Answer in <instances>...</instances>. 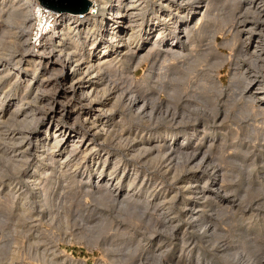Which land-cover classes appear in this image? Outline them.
<instances>
[{
    "label": "rangeland",
    "instance_id": "rangeland-1",
    "mask_svg": "<svg viewBox=\"0 0 264 264\" xmlns=\"http://www.w3.org/2000/svg\"><path fill=\"white\" fill-rule=\"evenodd\" d=\"M1 1H4L6 6L2 9L0 6V71L6 68L4 64H8L7 66L11 67L12 71H10L11 69L6 70V75L0 77V97L2 99H0L2 105L0 109V264H153L156 259H158V264H167L168 261L175 257L176 260H180V264H185L186 259L190 263L196 262L197 257H200L202 261L207 260L214 262V264H225L223 263V256H219V251L229 246L238 247L242 245V241L231 244V241L235 239L231 236L244 234L246 230L243 229L242 225L248 222L250 223L246 227H254L258 236L264 242V179L262 178L264 171V135L262 132L261 135L257 136L254 131H250L254 127L255 131L257 128L261 130L260 126H262V123L260 121H263V119L261 120V115H257L256 112L258 110H256L255 106H252L254 114L252 113L247 118L246 116H238L242 108L250 109L251 105L256 104L247 102V99H244V93L239 95L242 92V85L238 84V79L233 76L236 67L232 56L233 53L236 54L240 50V53L244 54L242 56L247 58L248 56L245 53L253 50L252 46L254 44L246 52L240 49L242 45L239 44V40L245 38L246 35L240 33L238 41H235L230 34H221V32L217 31V33L211 32L210 34L209 32L203 34L204 32L201 31L197 37L199 45L197 52L208 51V61H203L201 56L195 60V57L193 58V56H196L195 54L192 56L191 63H189L187 57L182 58L181 56L171 61L178 68H185L188 63L191 65L182 85H180L181 82H176L175 78L172 77H175L172 74L174 72L169 70L167 73L163 69L165 66L162 65V67L157 62L159 54L151 56L147 60L134 63V65L129 63L125 65L126 67H116L117 69L114 68L113 71L105 70L101 83L112 91L109 90L111 93L107 91L104 95L106 96L104 107H109L113 101L112 99L121 93V98L114 107L113 121L115 122L118 116L122 115L132 123V126H136V131H134L135 129L129 130V133L132 134L131 136L136 137L135 141H133L134 143L131 141L129 144L127 142L129 138H126L125 134L122 135V132L116 127L114 128L116 129L113 132L114 134L112 132L109 133L103 140L98 137H92L90 133L93 130L84 134L80 125L85 121V114H87L88 108H85V110H74L75 107H73L75 112H70V116H65L63 120L61 119L62 122L58 127H55L56 121H58L55 116L52 119H40L37 125L29 129L32 135L25 142L35 139L45 129L49 132L51 131L52 134V131L56 128L61 129L60 127L63 123L72 124V122H75L76 125H70V127H73V133H71L73 136L71 137L70 135L68 139L64 135L65 139L60 142L62 144L56 148L55 156L57 160L55 158L53 164L50 163L44 168L47 171L51 170L52 174L45 176L41 172V176L36 178V180L33 179L35 183L33 184V181H28L27 175L32 173L38 161V155L37 153L29 152L30 154L27 156L29 158H26L22 163L15 161L22 149L21 144L16 143L21 135H19V129L11 127L10 123H7L5 119L8 118L9 120V115L14 106L13 103L30 96L24 90L26 85L29 84V90H33L41 83L42 78L49 79L47 76L52 75L50 76L52 83L57 78V83L53 89L56 87L55 90H62L64 88L65 72L55 66L54 68H57V70H51L53 67L51 64L46 65V62H42L36 73L33 74L32 71L23 72L24 75L19 74L17 77V71L13 67V64L18 59L17 57L35 58L34 61L43 59L39 58V52L36 51V48L30 54L28 51H31V49H25L22 45L24 38L27 39L28 34L34 33L32 32L33 30H30L31 27H28L31 22L26 21L24 25H18L14 21L9 23L6 20V17L12 12L10 9L12 5L20 0ZM23 1L25 2V0H22L20 3H23ZM169 27L172 31L175 29L173 24L169 25ZM42 36L43 33L36 37L40 39ZM208 36L210 39H208ZM36 37L34 36L33 38L31 36L30 38L35 40ZM37 42L39 40L36 41V46H38ZM214 52L220 53L223 58L217 61L214 60ZM12 53H15V56L10 55ZM242 56L239 58L241 60L239 64L242 63L243 67L247 61L242 60L244 59ZM208 62L211 65H208ZM25 65L23 61L18 64L22 69ZM164 71L165 77L159 75L163 74ZM108 72L110 75L107 74ZM167 75L168 78L166 77ZM166 78L175 84L178 83L177 85L182 86L184 91L180 95L176 96L175 94V98L171 101L172 104L164 102L167 99V90L159 88V84L162 81H168ZM139 83L142 85L137 87ZM66 84L67 86L70 85L68 81ZM143 84L149 86L151 92L155 94L153 97L155 96L159 100L154 102L155 98H153L150 100L151 102L148 101L150 104L146 108L148 110L141 112L140 110L136 111V106L131 104L130 99L127 98L133 93L143 96L141 92V90L143 91L141 89L144 86ZM102 85L101 87H103ZM218 89L220 90L219 93ZM67 93L70 97L71 93ZM78 94V92H75V97ZM50 97L51 92L43 95L41 101L37 100V102L31 103L33 106L30 107L33 110L31 113L38 115L42 111V105L52 100ZM59 100L57 99V101ZM204 101H206V104ZM68 104L72 105L73 103ZM122 104H124L123 107ZM184 104L186 107H183ZM211 104L216 105L215 111L212 109L210 111ZM72 106H67L66 110H69ZM23 109L25 110L26 107H23ZM23 109L18 114L17 112L15 113L18 119L24 117ZM8 112H10L9 115ZM65 113L68 114L67 111ZM91 113L89 120L90 117L94 116ZM93 113L96 114L98 112ZM108 113L103 114L106 115ZM103 114L101 113L99 116ZM259 119L260 121H258ZM66 125L68 126V124ZM256 125H258L257 128ZM166 126L169 129L179 128L178 130H180L175 138L177 144H174L168 151L171 156L168 159L167 156H159L160 158L156 163L154 162V164L151 163L150 165L147 164L150 162L144 161V156H140L137 159V155H134L135 149L138 147L134 145L135 142L141 141L142 138L145 141L146 137L157 136L156 131ZM206 126L207 128L205 129ZM252 126L254 127L252 128ZM110 128L112 129L113 127L110 126ZM204 129L206 131H203ZM258 129L257 131L260 132ZM183 130L186 132L185 135L189 137L188 139H184ZM62 131H58V139L62 138ZM213 131H216V133L213 134ZM81 134H83L82 139L84 140L78 146L81 150L86 147L85 144L89 141V145H96V149L98 147L101 148H98L101 160L103 159L102 156L109 152L104 164L103 174L100 177L95 172L87 173L90 168L88 166L84 167V159L80 164L78 163V166L72 160V154L69 152L72 149L71 144L77 141L78 138L80 139ZM121 137L123 138L122 140H120ZM49 142L51 143V141ZM99 142L101 143L97 144ZM180 144L184 145L181 146ZM175 151L180 154L174 153ZM66 152L68 153L66 157L67 166L62 165L59 167L58 161L65 159ZM96 154L90 155L89 159L93 158L95 161L98 156ZM10 155L11 159H7L6 156L10 157ZM116 155H119L122 162L117 165L115 170V175L121 178L118 187L114 188L115 175L110 176L108 173L113 167ZM124 166H127L125 171L123 170ZM132 170H135V172ZM127 173L130 175L128 174V177L124 178ZM213 174L218 179L217 183H220L221 178L224 179L222 184L225 191L221 192V195L217 198L214 197V193L211 194L212 188L210 187L209 179ZM190 176H195L197 183H202L203 185L202 191L198 188V191H201L198 197L201 201L199 200V203H196V208L204 209L205 217L212 214L210 222L215 225V229L212 231L211 228L205 235L203 230L194 226L195 224H191L194 229H189L190 233L185 236V243H183L181 238L184 236V224H186L187 220L189 221V214L184 213L185 210L183 211L186 199L181 191L184 185L191 186V190L194 189L196 183L191 185L187 183ZM103 177L113 178L109 181L107 188L97 182L98 179L101 181ZM171 177L174 178L171 179ZM133 179L135 180L127 192H135L134 197H132L135 198V196L139 195L136 194L138 188H141L142 195L139 199L147 204V208H144V215L141 214L138 217L131 216L127 210L122 208L119 202L126 198L123 187L127 186L128 182ZM205 180L206 182H204ZM202 185L200 186L202 187ZM102 187L107 189V191L109 190L113 200L106 201L98 198L99 194L104 193ZM255 188H261L263 191H255ZM189 196L191 195L189 194ZM198 205L202 206L198 207ZM194 206L195 204H191L186 207L194 208ZM181 211L183 212L181 213L182 215L178 213ZM246 219L248 222L245 221ZM176 220L177 222H175ZM220 231L222 233L219 236ZM213 237L216 241L212 239ZM208 239L209 242H207ZM211 242L215 244L211 246ZM159 254L160 256L157 257ZM177 256H181L180 259Z\"/></svg>",
    "mask_w": 264,
    "mask_h": 264
},
{
    "label": "bare ground",
    "instance_id": "bare-ground-1",
    "mask_svg": "<svg viewBox=\"0 0 264 264\" xmlns=\"http://www.w3.org/2000/svg\"><path fill=\"white\" fill-rule=\"evenodd\" d=\"M89 1H91V3L89 4L86 11L81 12V13H75V12H71L67 10L55 11V10L49 9L43 6L42 4L38 3L36 0H25L27 4H25L24 1L23 3H20L22 2V0H20L14 3L12 7L10 8L12 10L10 15L9 13H8L9 16L6 15L7 16L6 20L9 23H12L14 21L18 25H24L26 21L31 22L28 27L29 28L31 27L30 30L31 31L33 30L32 32L34 33L33 34L30 33V35L28 34L27 39L24 38V40L22 41V45L25 47V49H28V48L31 49V51H28L30 52V54L34 52L36 48L37 49L36 51L39 52V56H40L39 58L43 59V60L37 59L36 61H34L35 58L34 59L23 58V56L17 57L18 59L13 64L14 70L16 69L17 71L16 72L17 77L19 76V74L24 75L25 72L32 71L33 74L36 73L37 69L39 68V65L42 64V62L44 63L46 62L45 63L46 65L51 64L53 66L51 70H55V69L57 70V68H59L63 70V72H65V79L63 81L64 88L62 90H59V89L55 90L56 87L55 89H53V87L57 83L56 81L57 78L54 79V82H53L54 84H53L50 81L51 79L50 76L52 75L47 76L49 77V79L48 78L43 79L41 77L43 80L41 79V83H39L37 87L35 86L36 88L33 90L31 89L29 90V84L26 85L24 90L25 92L30 94V96H28L25 99H21L22 101L19 99L15 103H13L14 106H13L12 112L11 113L8 112V115L10 113L9 120L8 118L5 119L7 120L6 121L7 123H10L11 127L19 129V132H20L19 135H21V137L17 139L18 142L16 143L21 144L22 149L19 152L20 154L19 156H17L18 158L15 159V161H19L20 163H22L27 158L28 154H30L29 152L37 153L38 155V161L36 165L34 166V169L32 168L33 169L32 173L27 175V179H29L28 181L30 182L33 181L32 183L35 184L33 179L36 180V178L41 176V172L45 174V176L52 174L51 170L47 171L44 168L48 164L54 163L55 158H56L55 156L56 148L60 146V144H62L60 142H62V140L65 139L64 135H66L68 139L70 135L71 137L73 136V134H71L73 133L72 132L73 127H70V125L72 126L76 125L75 122H72V124L66 123L68 124V126L63 123L60 127L61 129L56 128L55 130L52 131V134H51V131L49 132L47 129H45L35 139H32L30 142L28 141L25 142V140L32 135V133L29 132L30 131L29 129H31L34 125H37L40 119L47 120V119H52L55 116L56 120H58L56 121L55 127H58L60 123L62 122L61 119L63 120L65 116H70L71 114L70 112H73V113L75 112L73 111V107H75L74 110L75 109L85 110V108H88V112L87 114H85L86 116L84 115L85 121L80 125L82 127V130L84 131V134L90 133L91 130H93V132L90 133L91 136L98 137L99 139L103 140L104 137L109 135V133L111 132L113 133L116 129H119L122 132V135L125 134L126 138H129V141L127 140L128 143L131 141L132 142L135 141L136 137L131 136L132 134L129 133V130L135 129L134 131H136L137 129L136 126L135 127L132 126L131 125L132 123H130V121L122 115L118 116V119L115 120V122L113 121L114 119L112 115H113V111L115 110L114 107L119 102L121 98V95H120L121 93L117 94L112 99L113 101L111 100L112 102L109 107L107 108L104 107V102L106 101V96L104 95L110 89L107 88L104 84L102 85L101 83V81L103 80L102 79L103 72H105V70L113 71L114 68L116 67H126L125 65L129 63L134 65V63L147 60L151 56L153 57L154 55L156 56V54H159V59L157 60V62L160 63V66L162 65L165 66V68L163 69H165L166 72L169 70L174 72L172 74H174L175 77L174 76L172 77L175 78L174 80H176V82H181L180 85H182V82L185 80V77H187L186 73H188V71L191 68V65H189V63H191L190 61H192L191 59L194 54L196 55V56H193V58L195 57V60L197 59V57L199 58L201 56L203 58V61H208L207 60L208 53H209L208 51L204 50L205 52H202V53L197 52V48L199 46L197 43L198 42L197 37L201 31L204 32L203 34L209 33V32L211 34V32L214 33L216 31L221 32V34H228V35L230 34L232 35V39L235 41H238L239 34L243 33L246 36L245 38L239 40L240 42L239 44L242 45L241 46L242 48L240 49L245 50V52L249 49V47H251L254 44V46H252L253 50L251 49L252 50L251 52L247 51L245 53L248 56L247 58L245 56H242L244 54H241L240 50H238L236 54L233 53L232 56L234 57V60H235L234 65L236 66L235 71L233 72V76L238 79L237 83L239 82L238 84L242 85V92H240L239 95H243L244 93L243 96H244V99L245 98L247 99L246 100L247 102L256 104V105H251L250 109L245 108V107L242 108L239 111L238 116L239 117L246 116L247 118L252 113L254 114L252 106H255V108H257L256 110H258L256 112L257 115L258 114L261 115L262 116L261 120L263 119V121H260V119L258 120L260 121V123H262V126H260L262 129L261 130L258 129L257 128L258 125H256V128L260 130V132L257 131V129L255 131L254 126H252V128L254 127V129L253 130L250 129V131H254V134L257 136L261 135L262 132H263L262 134L264 135V127H263L264 126V0H258V1L256 0H89ZM0 6H1V9L6 6V4H4V1L0 2ZM171 24H173L175 28L173 31L169 27V25ZM42 33H43V36L40 37V39L36 37L37 35L39 36V34L41 35ZM31 36H33V38L35 36L36 37L35 40H32V38H30ZM208 39H210V37ZM37 40H39V42H37L38 46H36ZM225 42L224 44H226ZM8 49L12 50L11 48H8ZM215 51L217 52V50ZM14 54L15 53H12L10 55L15 56ZM3 55H6V54H3ZM179 56H181L182 58L187 57V59H189V63L187 62L188 63L187 67L185 66V68L183 67L178 68L176 65H174L171 62L172 60L176 59ZM240 56L244 58L242 60L247 61V63L243 67H242V63L239 64V62L241 61L239 59ZM221 58L223 57H221L220 53L218 54L214 52V60L217 61L218 59H221ZM22 61L24 65L26 64L23 69L20 68L21 66L20 67L18 66V64H20V62ZM4 65H6V68H3V70L0 71V77H3L6 75L7 73L6 70L8 71L11 69V67L9 68L7 66L8 64H4ZM208 65H211V63L208 62ZM54 66L57 68H54ZM10 71H12V69ZM107 74H109V72ZM164 74H165V71L163 74H159V75L161 76L163 75L165 77ZM166 77L168 78V75ZM67 81L70 84L69 86H67L66 84ZM177 84L178 83L175 84L171 82V80L170 81L168 80L167 82L162 81L159 84L160 89L165 88L167 90V99L164 100L166 104H168V102L171 103L172 99L175 98V94L177 96L178 94L180 95L182 92H184L182 89V86L177 85ZM101 85L103 87H101ZM139 85H142V84L139 83L137 87ZM141 89H143V91L141 90L143 96L131 93L132 95L131 94H130L131 96L128 95L129 97L127 99H130L131 104L136 106V111L140 110L141 112H144L146 108L150 105L148 101L155 98V96L153 97V95L155 94L151 92L149 86L144 85L143 88ZM50 92H51L50 98H52V100H49V103L42 105L41 107L42 111H40L38 115L31 113L33 112V110L30 109V107H33L31 103L33 104V102H37V100L41 101V98L43 97V95H46L47 93L49 94ZM67 92L71 93L70 97L68 96ZM75 92L79 93L78 95H76L77 97H75ZM219 92L220 90L218 89V93ZM122 93L124 94V92ZM37 97L39 98L37 99ZM61 98L63 99L59 100ZM57 99L59 101H57ZM205 99L207 100L206 96H205ZM158 100L159 99L155 98L154 102H157ZM68 103H73L72 104L73 106L69 105ZM204 103L206 104V101H204ZM123 105L124 104H122V107ZM209 105H207V107H209ZM67 106L68 107L72 106V107L69 110H66ZM215 106H216L215 104H211L210 111L211 109L215 111ZM1 107L2 105L0 103V109ZM23 107H26V109L24 110ZM183 107H186L185 104ZM189 108H191V106H189ZM21 109L24 110V117L23 118L21 117L18 119L15 113L17 112L18 114V112ZM65 111H67L68 114H66ZM93 112H98V113L95 114ZM107 112L109 113L106 115L103 114ZM90 113L93 114L94 116L92 118L90 117V120H89ZM101 113L103 115L99 116V114ZM145 113L147 114V112ZM149 113L151 112L149 111ZM131 119L133 118L131 117ZM110 126H112L113 128L111 129ZM115 127L116 129H114ZM206 128L207 126L205 127V129ZM178 129H169V127L167 126L164 128L161 127L160 129L156 131L157 136H150L148 138L146 137L145 141L142 138L141 141L143 140V142L136 141L137 143L135 142L134 145H137L138 147L136 146L137 148L135 149L134 155H137V159L140 156L141 157L144 156L143 157L145 159L144 161L150 162V163H147L149 165L151 163L154 164V162L156 163V161L160 158L159 156H162V157L167 156V159H168V157L171 156V153H169L168 151L172 148L174 144H177L175 138H176V135L180 132V130ZM205 129L203 131H206ZM58 131L60 132L62 131V134H61L62 138L58 139L57 137ZM134 131L133 133H135ZM255 132H258V133H255ZM183 133L184 135L186 134L185 131ZM214 133H216V131H213V134ZM82 135L83 134H81L80 139L78 138L77 141H74V143L71 144L72 149L69 152H71L72 154V160L74 164H77L78 166L81 163V161L84 159V163H85L84 167L86 168L88 166V168H90L87 173L90 174V172L92 173L95 172V173H98V177H100L101 174H103V170H104L103 168L105 166L104 164L108 157L109 152H106L105 156L103 155L102 156L103 159L101 160V157H99L100 155L99 149L101 148L98 147L99 149L98 148L96 149V145H93V146L91 144L89 145L88 144L89 141L85 144L86 147H84V149L81 150L80 148H78V146L83 140ZM154 137L155 139H153ZM188 138L189 137L185 135L184 139H188ZM122 139L123 138L121 137L120 140ZM109 140H110V137H109ZM10 141H13V140H10ZM49 141H51V143ZM100 143L101 142L97 144H100ZM124 146H125V143H124ZM95 151L97 154L95 153ZM93 153L98 155L97 157L95 156L96 157L95 161L93 158L89 159V156L92 155ZM174 153H176V151ZM73 154H75V156H73ZM65 155L66 156H64L65 157L64 160L60 159L58 161L59 167L67 164L68 161L66 157L68 153L66 152ZM6 157L7 159L8 158L11 159V155L10 157L8 156ZM77 157L79 158L77 159ZM112 157H113V154H112ZM121 160L122 159L119 157V155L118 156L116 155L115 161L113 162V167L108 173L110 176L115 175V170L117 169V165H119V163L122 162ZM126 168L127 166H124L123 170L125 171ZM132 171L135 172V170H132ZM128 174L129 173H127V176L125 175L124 178L128 177ZM262 175H263L262 178L264 179V171ZM114 178H116V182L114 183V185L113 184L112 185L114 186V188H117L120 183L121 177L118 175H115ZM173 178L174 177H171V179ZM111 179L113 178L103 177L101 181H99L98 179L97 182L101 183V185L104 188H107V185L109 184V181ZM134 180L135 179L130 180L128 182V185L123 187L124 188L123 191H124V194H126L125 195L126 198L125 199L123 198L124 200L119 201V202L122 208L127 210L131 216L138 217L141 214L144 215V208L145 209L147 208L146 207L147 204L145 202H141V199H139L141 198V195H142L141 188H138V191L136 194H139V195L135 196V198H132L134 197L135 192L134 193L127 192L128 190H130V187ZM206 180L204 182H206ZM209 181L211 183L210 187L212 188L211 190L212 192L209 190L208 191L211 192V194L214 193L215 198L221 195V192L225 191L224 185L222 184V182L224 181L223 178L220 179L219 181L220 183H217L218 179L215 178V175L213 174V176H211ZM187 183L189 185L194 184V183L196 184L194 185V189L192 190L190 189L191 186L184 185L181 191L182 194H184V198L186 199L185 208H183V211L185 210L184 213L189 214V221L187 220L186 224H184L185 225L184 226L185 229L183 231L184 236H182L181 238V241L183 243H185L184 241L185 236L190 233L189 229H192V228L194 229V226L200 228V230H203V234L205 233V235L209 232L211 228H212V231L215 229V225L210 222L212 214H209L207 217H205L206 215L204 213V209L201 210V208H198V209L196 208L197 206L196 203L198 204L200 200L198 198L199 194L203 190L202 183L201 184L197 183V181L195 180V176H190V179ZM200 185H202V187ZM98 188H99V185H98ZM198 188L201 189V191H198ZM254 190L263 191V189L261 188H258V189L255 188ZM189 194L191 196H189ZM98 198L106 200V201H111V199L113 200L112 195L110 194L109 190L107 191V189H104V193L99 194ZM213 203H215V201H213ZM191 204H195L194 208L186 207V206H190ZM201 206L202 205H198V207H201ZM178 213L182 215L181 213L183 212L181 211ZM174 215H175V212H174ZM245 221H247V219ZM175 222H177V220ZM249 223L250 222L242 225V227H244L243 229L246 230L244 234H241V235L235 234L231 236L235 238L231 241V244H235V242L242 241V245H239L238 247L229 246L219 251V256H223V259H224L223 263L225 264H264V242L258 236L257 230L254 227H251V226L248 228L246 227V225ZM191 224H195V225L193 226ZM221 233L222 232L220 231L219 236ZM212 239L216 241L214 237ZM207 242H209V239L207 240ZM214 244H215L214 242H211V246H213ZM159 250L158 252H160ZM159 256L160 254L157 257ZM180 257L178 258L180 259ZM175 258H172L170 261H168L167 264H180V260H176ZM196 259L197 261L193 263L188 262L187 261L188 259H186L185 264H214V262H211V261H207V260L202 261L200 257H197ZM153 264H158V259H156L153 262Z\"/></svg>",
    "mask_w": 264,
    "mask_h": 264
},
{
    "label": "water",
    "instance_id": "water-1",
    "mask_svg": "<svg viewBox=\"0 0 264 264\" xmlns=\"http://www.w3.org/2000/svg\"><path fill=\"white\" fill-rule=\"evenodd\" d=\"M43 6L55 10H67L75 13H81L87 10L91 1L89 0H36Z\"/></svg>",
    "mask_w": 264,
    "mask_h": 264
}]
</instances>
